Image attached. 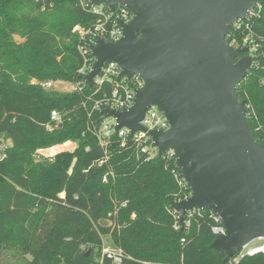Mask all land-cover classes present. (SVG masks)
<instances>
[{
    "label": "trees",
    "instance_id": "trees-1",
    "mask_svg": "<svg viewBox=\"0 0 264 264\" xmlns=\"http://www.w3.org/2000/svg\"><path fill=\"white\" fill-rule=\"evenodd\" d=\"M258 6V17L244 22L251 31L233 29L227 41L242 45L252 35L260 46L237 96L264 146V0ZM96 22L76 0H0V140L13 143L3 142L0 151V264L8 253L22 264H114L102 255L107 236L122 251V264H264L262 254L226 263L211 249L216 223L210 212L187 214L182 230L171 203L190 197L191 190L174 158L146 161L134 149L119 150L115 136L108 160L99 165L106 156L95 129L104 115L92 101L103 95L80 73L84 40L73 32ZM56 81L77 88L61 92L41 85ZM54 111L60 124L51 122ZM69 141L79 143L74 152L35 160L38 151Z\"/></svg>",
    "mask_w": 264,
    "mask_h": 264
},
{
    "label": "water",
    "instance_id": "water-1",
    "mask_svg": "<svg viewBox=\"0 0 264 264\" xmlns=\"http://www.w3.org/2000/svg\"><path fill=\"white\" fill-rule=\"evenodd\" d=\"M88 1L111 12L125 7L133 19L120 23V40L99 38L90 46L94 64L86 85L93 86L106 63L121 68L119 80L136 75L144 81L131 109L104 114L117 121V130L134 133L143 130L150 107L164 113L170 129L150 133L153 147L159 156L175 153L191 190L188 199L171 203L172 210L182 230L191 211L220 218L225 234L210 247L230 262L264 240V146L251 130L246 102L237 96L255 59L248 48L227 41L260 0Z\"/></svg>",
    "mask_w": 264,
    "mask_h": 264
},
{
    "label": "built area",
    "instance_id": "built-area-1",
    "mask_svg": "<svg viewBox=\"0 0 264 264\" xmlns=\"http://www.w3.org/2000/svg\"><path fill=\"white\" fill-rule=\"evenodd\" d=\"M76 1L84 9L88 8V11L97 18L96 24L91 28L75 26L73 29V32L82 36V39L84 40V44L80 45L79 47L80 52L85 57V65L80 73L86 77L91 72L94 64V58L92 57L90 46L95 45L97 39L99 38L113 41L120 40L123 37V28L121 27L120 23L130 22L133 19V14L125 7H118L115 12H111L107 7H96L91 5L88 0ZM258 7L259 6H257V8ZM255 11L256 9L251 12L248 20L258 17V13ZM247 21L240 20L233 29L239 31L245 27V29L251 31V25H245L244 23ZM230 45L236 48H248V54L254 57L256 64V57H258L260 46L254 41V36H247L243 40L242 45H238L236 43V39L233 38ZM88 54L91 56L90 59L88 58ZM121 73V68L117 64L106 63L94 78V84L92 86L95 88V94L101 93L103 95L99 100L93 99L92 101L94 103V110L101 111L104 115V118L100 123V128L95 129V134L98 138L99 144L104 150L106 156V159L99 163L100 166H103L108 160V148L115 136L119 140V150L126 148L134 149L138 157L144 158L146 161H150L154 157L159 156L158 149L153 147V140L150 136V133L153 131H167L170 129V123L164 113L157 107H150L146 111L145 117L141 122L143 130H139L134 133H132V131L127 128H120L117 130V127L119 126L117 121L112 117L105 115L104 111H127L131 109L134 106L137 91L144 87V81L136 75H133L130 78L123 77L119 80ZM32 83L37 84L35 80ZM41 85L46 90H53L52 88L54 87V82H45L41 83ZM107 86H109L110 92L104 91ZM76 88L77 87L74 86L73 90H76ZM51 122L52 124H60L61 117L58 112H52ZM52 128L53 126H49L48 130L52 131ZM3 150L4 147L0 145V151L2 152ZM166 155L176 160V156L173 151H170ZM105 181L107 180L105 179ZM182 181L183 184L187 186L184 182V179H182ZM213 217L216 223L214 227H212L213 235L217 237L219 235L225 234V228L221 219L214 214ZM261 242L262 244L258 246L252 247L251 245L245 248L235 258V262H238L239 260L246 257H254L259 254L264 255V240H261ZM102 255L103 257H108L111 259L114 264H122L124 258L122 251L113 248L111 245L103 246Z\"/></svg>",
    "mask_w": 264,
    "mask_h": 264
},
{
    "label": "rangeland",
    "instance_id": "rangeland-1",
    "mask_svg": "<svg viewBox=\"0 0 264 264\" xmlns=\"http://www.w3.org/2000/svg\"><path fill=\"white\" fill-rule=\"evenodd\" d=\"M15 40L18 43H23L25 40L20 38L19 36H15ZM54 87L52 88L53 90H57V91H61V92H69V91H73L74 86L70 83L67 82H63V81H56L54 82ZM0 142H5L6 144H8L10 141L6 138V137H2ZM9 146V144H8ZM79 146L78 142H74V141H69L63 145H59L56 147H52V148H48V149H44V150H40L36 153L35 156V160L38 162L41 161H49L52 160L56 155L63 153V152H74ZM103 225H109L110 222L109 221H102ZM104 245H110L111 244V240L109 238V236L104 237ZM262 244L261 241L255 242L254 244H252V247L258 246ZM19 255H16L14 253H8L7 255L2 257V261H4V263L6 264H22V260L21 258L18 257Z\"/></svg>",
    "mask_w": 264,
    "mask_h": 264
}]
</instances>
